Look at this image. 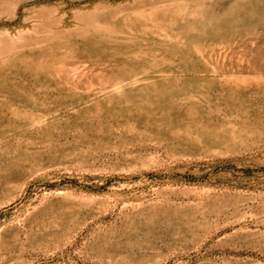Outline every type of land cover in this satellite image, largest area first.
Masks as SVG:
<instances>
[{
  "label": "rangeland",
  "instance_id": "obj_1",
  "mask_svg": "<svg viewBox=\"0 0 264 264\" xmlns=\"http://www.w3.org/2000/svg\"><path fill=\"white\" fill-rule=\"evenodd\" d=\"M0 264H264V0H0Z\"/></svg>",
  "mask_w": 264,
  "mask_h": 264
}]
</instances>
